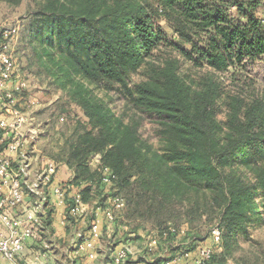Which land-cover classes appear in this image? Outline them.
<instances>
[{"label":"trees","instance_id":"trees-1","mask_svg":"<svg viewBox=\"0 0 264 264\" xmlns=\"http://www.w3.org/2000/svg\"><path fill=\"white\" fill-rule=\"evenodd\" d=\"M2 1L16 5L22 0ZM157 1L155 6L151 0H44L35 11L32 34L44 51L52 45L59 50L58 69L77 85L69 96L89 126L72 148L77 160L75 181L58 182L57 169L53 178L61 187L70 185L64 203L66 221H74L71 207L76 194L85 204L103 195L104 185L121 189L130 185L136 190L135 199L144 198L152 210L166 211L167 219L159 220V225L182 206L190 220L204 212L215 214L227 231V240H235L238 231L262 214L255 200L260 195L264 203V92L239 88L225 99L226 120L219 121V82L202 81L201 88L192 92L172 57L150 66L146 79L138 83L131 84L129 78L164 46L174 48L192 67L228 73L233 82L245 84L250 64L264 62V17L259 14L264 0ZM161 17L182 45L167 37ZM75 74L117 93L134 116L126 120L125 112L112 115L91 97L84 83L74 80ZM138 114L154 121L159 148L141 135ZM3 134L1 130L0 140ZM9 138L0 149L14 140ZM94 154L100 155L101 168L92 173L88 160ZM238 164L255 165L254 182L233 172ZM80 170L89 173L84 185ZM106 175H113L110 182L104 181ZM45 208L40 237L33 241L41 247L51 234L56 205L52 201ZM120 242L105 243L103 264H113ZM227 251L205 264L212 259L223 264ZM161 259H156L158 264ZM141 262L127 260L125 264Z\"/></svg>","mask_w":264,"mask_h":264},{"label":"rangeland","instance_id":"rangeland-1","mask_svg":"<svg viewBox=\"0 0 264 264\" xmlns=\"http://www.w3.org/2000/svg\"><path fill=\"white\" fill-rule=\"evenodd\" d=\"M43 2L44 0H22L19 4L10 5L0 0V53L3 52L9 58L7 64L2 63L3 60L0 59V79L3 72L8 75L3 86L7 109L0 114L9 120L8 132L17 131L16 139L20 138L25 145L24 154L29 153L33 163L31 180L35 181L34 178L41 171L45 160H50L59 166L57 177L67 182L71 176L74 178L77 172L75 167L77 160L72 156V148L89 126L82 110L69 96L70 90L77 85L62 69H58L59 50L52 45V48L48 47L44 51V47L32 34L36 29L35 11ZM151 2L155 6L158 4L157 0ZM259 14L264 17L263 8H260ZM160 24L171 41L182 45L178 35L164 17L160 18ZM170 57L178 61L179 74L191 87L192 92L201 88L202 81L209 79L219 82V110L216 114L219 121L226 120L225 99L228 100L229 95L236 94L239 88L247 92L251 89L264 92V62L261 60L250 64L249 80L251 81L246 80L243 84V81L233 82L228 73L192 67L179 57L174 48L164 46L148 56L145 63L130 75L131 84L146 79L150 66L159 65ZM75 76L74 80L80 84L84 83L91 97L101 102L112 115L125 112L126 120L134 116L117 93L101 88L96 82H89L76 74ZM19 84L22 85V89L16 90ZM14 110H18V116L22 117L17 129L16 118L11 115V111ZM138 116H136L138 119H135L140 121L141 135L155 148H159L161 142L155 135L154 121L144 115L138 114ZM8 137L9 135L6 136ZM99 162L98 154H94L88 160L92 173V170L101 168ZM232 170L247 181L255 180V165L238 164ZM88 174L80 170L78 176L83 179L77 178L82 182L81 185L87 183L84 178ZM74 183L72 186L77 188ZM111 186L104 185L103 195L94 200L90 199L89 203L81 202L79 214H72L74 221H69L73 226H71L73 230L71 236L79 247L85 242H91L89 248H93L96 244V251H99V248L103 247L101 237L104 236V244H107V241L114 244L121 240L115 249V258L112 256L113 264H125L127 260L144 261L139 264H158L156 259L159 258H162L159 264H205L212 256L217 258L225 250L229 253L225 255L226 260L223 264H264V203L260 195L255 200V204L262 212L260 218L253 217L252 221L238 231L235 240H227V231L221 227V222L215 214L204 212L194 215V219L190 220L184 212L186 207L179 206L172 219L168 218L159 225V220L167 219L164 218L166 214L164 209L152 210L144 198L135 199L133 195L136 190L133 191L130 185H126L124 189L115 184ZM169 210L170 208L167 210L168 213ZM79 224H82V227L76 229ZM94 226H98L97 236L93 233ZM243 229L248 235L244 234ZM117 230L119 231L116 234ZM48 234L45 236L47 237ZM54 240L55 238L49 235L48 240L44 239V247L37 245L35 247L38 250H35L37 256L48 254L49 258H52L54 251H58V255L63 251L69 252V249L63 250L66 246ZM225 246L228 248L226 249ZM74 249L75 247L71 250ZM105 253L106 250L102 249L101 261L94 263L88 259L86 263L101 264ZM128 255L133 258L127 259ZM170 257L173 259L165 263L164 259L168 261ZM5 260L11 264L8 259ZM25 263V261L20 262V264ZM210 264L219 263L217 259L214 261L212 259Z\"/></svg>","mask_w":264,"mask_h":264},{"label":"built area","instance_id":"built-area-1","mask_svg":"<svg viewBox=\"0 0 264 264\" xmlns=\"http://www.w3.org/2000/svg\"><path fill=\"white\" fill-rule=\"evenodd\" d=\"M0 59L4 64L9 62L8 56H5L3 52L0 53ZM6 78L8 75L3 72L0 79V113L7 109L3 91ZM20 89H22L21 84L16 90ZM11 115L16 118L15 128L17 129L22 117L18 116V110L11 111ZM8 123V118L0 114V131L3 130L5 134L15 137L5 149L6 153L0 155V254L11 264H20L27 245L40 237L41 215L46 214L45 206L49 202L52 203V196H55L59 204L63 205L70 185L61 187L53 181L57 169L54 162H45L39 174L34 178L35 181L31 180L33 163L29 158V153L24 154L26 153L25 145L20 138L16 139L17 131L8 132ZM111 177L113 178V175H106L104 181L110 182ZM74 197L76 204L71 209V213L79 214L80 195L76 194ZM97 228L98 226L93 227L95 236L98 234ZM91 245V242H87L86 245L82 244L80 247L89 248Z\"/></svg>","mask_w":264,"mask_h":264},{"label":"crops","instance_id":"crops-1","mask_svg":"<svg viewBox=\"0 0 264 264\" xmlns=\"http://www.w3.org/2000/svg\"><path fill=\"white\" fill-rule=\"evenodd\" d=\"M9 135V137L11 136L10 134H3L2 139L0 140V147L1 144L3 143V141H6L5 138L6 136ZM13 139L15 138L14 136ZM4 139V140H3ZM7 139V138H6ZM6 148L4 147L3 149H0V155H4L6 153ZM45 162H52L50 160H45ZM44 164V163H43ZM57 165V164H56ZM59 166L57 165V172H59L58 169ZM73 178V176H71L70 180L71 181ZM58 182L62 181V178H56ZM74 193V192H72ZM71 193V194H72ZM52 201L53 203L56 205L55 208V213L52 219V223L50 226L51 231H49V233L51 232L50 235H52V238H55L56 242L58 243H62L64 246L63 250L65 249H69L66 252H62L61 254L58 255V251H54L52 254V258H49L48 254L43 255L42 257H38L37 256V249H35V247L37 245H34L35 242H31L32 244H29L27 246V248L24 250V254H23V258L22 261H25V264H87V260H92L94 263L98 262L99 260L101 261V251L102 249H104L105 244L103 242H101V245L103 247L99 248V251H96V244H94L93 248H88V247H79L77 242L75 240H73L71 233L73 232V230L71 229L72 224H70L69 222L66 221V206L65 204L60 205L58 202V199L55 196H52ZM73 227V226H72ZM82 224H79L78 227H76V229L81 228ZM75 229V228H74ZM72 230V231H70ZM81 230V229H79ZM70 231V232H68ZM114 231V230H113ZM88 232V231H86ZM85 232V233H86ZM108 234V232H106ZM72 239V240H71ZM54 240V242H55ZM82 243V242H81ZM86 245V242L84 243ZM83 244V245H84ZM56 246V245H55ZM68 246V248H67ZM81 246V245H80ZM73 247H75L74 251L71 250ZM99 247V246H98ZM36 250V251H35ZM65 253V254H63ZM0 264H9V262L7 260H5V258L2 257V255L0 254ZM93 264V263H92ZM103 264V262L101 263Z\"/></svg>","mask_w":264,"mask_h":264}]
</instances>
